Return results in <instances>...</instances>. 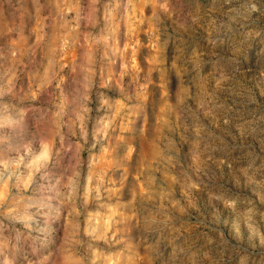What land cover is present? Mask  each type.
Here are the masks:
<instances>
[{
    "label": "rangeland",
    "instance_id": "obj_1",
    "mask_svg": "<svg viewBox=\"0 0 264 264\" xmlns=\"http://www.w3.org/2000/svg\"><path fill=\"white\" fill-rule=\"evenodd\" d=\"M0 264H264V0H0Z\"/></svg>",
    "mask_w": 264,
    "mask_h": 264
}]
</instances>
